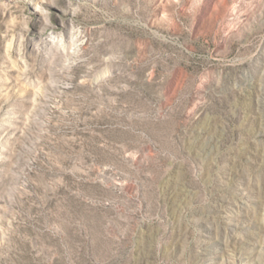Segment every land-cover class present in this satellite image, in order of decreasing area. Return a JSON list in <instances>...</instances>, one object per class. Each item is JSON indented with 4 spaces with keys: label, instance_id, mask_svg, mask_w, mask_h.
I'll return each mask as SVG.
<instances>
[{
    "label": "rangeland",
    "instance_id": "1",
    "mask_svg": "<svg viewBox=\"0 0 264 264\" xmlns=\"http://www.w3.org/2000/svg\"><path fill=\"white\" fill-rule=\"evenodd\" d=\"M0 264H264V0H0Z\"/></svg>",
    "mask_w": 264,
    "mask_h": 264
}]
</instances>
